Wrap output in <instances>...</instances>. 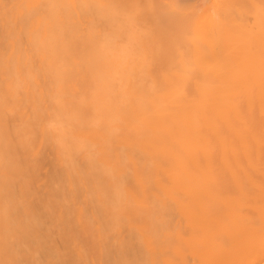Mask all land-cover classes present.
<instances>
[{"label":"bare ground","instance_id":"6f19581e","mask_svg":"<svg viewBox=\"0 0 264 264\" xmlns=\"http://www.w3.org/2000/svg\"><path fill=\"white\" fill-rule=\"evenodd\" d=\"M0 264H264V0H0Z\"/></svg>","mask_w":264,"mask_h":264}]
</instances>
